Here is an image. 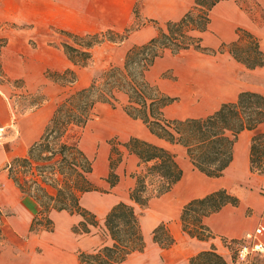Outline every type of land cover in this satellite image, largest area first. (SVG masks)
Instances as JSON below:
<instances>
[{"label":"crops","instance_id":"crops-1","mask_svg":"<svg viewBox=\"0 0 264 264\" xmlns=\"http://www.w3.org/2000/svg\"><path fill=\"white\" fill-rule=\"evenodd\" d=\"M9 1L3 18L21 27L5 36L7 45L1 54L6 82L0 81V127L3 128L0 207L4 212L0 259H5L6 264H81L82 251L94 252L112 243L105 217L113 205L123 201L132 204L139 215L145 247L131 252L117 264H189L192 256L212 247L233 264L231 242L240 246L247 243L246 234L264 224V190L259 189L264 184V173L252 171L250 161L252 138L264 132V124L238 134L231 163L222 175L212 177L193 166L186 147L158 138L141 119L130 116L124 109L129 100L127 94H117L115 107L106 102L96 103L94 114L82 127L79 137L81 149L93 162L90 180L94 189L80 196L81 206L98 220L96 226H89V232L74 230L83 220L81 214L55 208L48 213L53 221L52 229L42 226L32 229L34 218L41 217V204L34 190L23 191L10 171L15 159L29 156L31 147L40 141L66 97L88 87L103 71L123 66L129 49L149 42L158 35L159 27L166 28L167 22L183 18L194 8L196 0ZM33 5L34 17L31 16ZM136 6L138 18L134 13ZM209 18L204 31H191L201 38L204 50L190 47L173 53L166 48L146 72V79L159 93L175 98L163 108L167 119L205 117L223 103L236 102L242 91L264 95V65L248 67L229 50L233 43L251 44L245 33L248 32L256 39L258 50L264 53V0H220L211 8ZM138 19L142 21L137 23ZM130 27L133 29L125 40L94 45L86 66L76 65L62 46L64 42L75 44L67 35H62V30L85 35L108 29L121 33ZM53 28L61 34H52ZM33 32L38 33V47L20 49L16 43L18 36L24 41ZM67 69L76 72V81H60L52 75ZM15 93L20 99L11 100L12 96L16 97ZM131 137L171 150L183 169L182 178L172 189L151 199L145 208L130 198L136 182L133 174L143 166L138 164L139 157L124 145ZM115 139L117 142L112 143ZM112 144L118 145L121 151L116 167L119 181L114 186L108 181ZM15 171L21 172L20 165ZM18 173L14 172L21 182L31 178L28 173ZM46 188L55 193L52 186L46 185ZM220 188L236 196L239 204L225 205L204 218L212 237L191 236L182 227L183 206ZM162 223L174 237V243L168 248L153 240L154 229ZM261 239L264 241V233Z\"/></svg>","mask_w":264,"mask_h":264},{"label":"trees","instance_id":"trees-1","mask_svg":"<svg viewBox=\"0 0 264 264\" xmlns=\"http://www.w3.org/2000/svg\"><path fill=\"white\" fill-rule=\"evenodd\" d=\"M218 1L220 0H196L194 8L183 18L167 22L166 28L159 27L158 35L149 42L129 49L123 66H113L103 71L88 87L75 91L60 103L42 138L31 147L29 156L15 159L10 167L14 180L23 191L30 192L32 187L37 190L34 195L42 207L41 217L34 218L32 229L38 230L39 226L52 229L53 221L48 213L53 208L66 209L83 216L80 224L74 227L76 232H89L90 225L98 224L96 216L80 204L81 194L94 189L90 180L93 162L81 149L79 139L72 143L62 139L71 125H86L94 114L96 103L106 102L115 107L119 92L129 97L124 109L130 116L141 119L158 138L186 147L193 166L212 177L222 175L231 163L238 134L264 124V95L252 91H242L236 102L223 103L219 109L205 117L167 119L163 108L175 98L159 93L145 77L155 59L166 48L173 53L190 47L204 50L201 38L192 35L191 31L206 29L210 19L209 12ZM134 13L139 17L137 6ZM132 29L133 27L126 28L121 33L108 29L85 35L62 30L78 45L64 42L62 46L76 65L86 66L92 57L91 48L94 45L105 41L121 42ZM245 33L251 39V44L233 43L229 47L230 52L248 67L264 65V53L258 50L256 39L248 32ZM6 45L7 38L0 36L1 72V54ZM52 75L60 81L74 82L77 79V74L72 69L54 72ZM112 145L108 181L114 186L119 181L116 167L121 160V151L116 145ZM124 145L130 153L139 157L138 164L143 165L140 171L133 174L136 182L130 190V198L142 208L147 207L151 199L170 191L182 178L183 169L171 150L139 137H131ZM116 153L119 155L118 159L113 157ZM250 161L252 171L264 173V132L252 138ZM17 165L25 167L28 170L25 172L29 173L34 167L33 172L38 171V179L27 178L21 182L14 174L17 173ZM56 173L60 178L54 177ZM46 185L52 186L55 193H50ZM228 204L236 206L239 199L225 188L190 200L181 211L183 230L199 239H209L213 234L204 218ZM3 216L4 212L0 207V240L3 234ZM105 226L112 243L94 252L82 251L79 254L81 264H117L131 252L144 249L145 240L139 215L132 204L120 201L113 205L106 214ZM153 240L163 248L174 243V237L164 223L154 229ZM189 264L229 263L212 247L192 256Z\"/></svg>","mask_w":264,"mask_h":264},{"label":"rangeland","instance_id":"rangeland-1","mask_svg":"<svg viewBox=\"0 0 264 264\" xmlns=\"http://www.w3.org/2000/svg\"><path fill=\"white\" fill-rule=\"evenodd\" d=\"M9 3L10 1L9 0H0V36H6L8 33L10 34L13 29H20V25L18 23H16L15 21L13 20H7V19H4V9L6 8H9ZM14 7L15 5L11 7L12 10H14ZM31 10H32V13H31V16L34 17V11H35V7L34 5L31 7ZM139 10V9H138ZM138 18V17H137ZM142 20L141 19H138L136 22L137 23H140ZM136 25V24H134ZM23 27H27V26H23ZM51 33L52 34H55V33H59V30L58 29H55L53 28V30H51ZM63 35V33H62ZM17 43V46L21 49V48H37L38 47V33L37 32H33V34H31L26 40H22V36H18V41L16 42ZM8 65V64H7ZM0 81H5V77H4V73L0 71ZM6 82V81H5ZM17 85V83L14 84V86ZM16 87V86H15ZM14 95H16V97H11L10 99L12 100V98H15V99H20L18 98V93H15ZM9 97V95H7ZM118 104V102H117ZM107 115V114H106ZM110 118V117H108ZM113 118V117H112ZM81 132H82V127L81 126H77V125H71L68 132L65 134V136L63 137V141H67L68 143H72V142H76L80 135H81ZM0 141H2V137H0ZM114 142H117V140L115 139ZM118 147V145H117ZM113 157L115 159H118L119 155L116 153L113 155ZM50 162V161H48ZM34 168V167H33ZM32 170H29L31 172H33V169ZM20 170L21 172L19 173H28V175H30L29 172H25V171H28L25 167H22L20 166ZM18 173V171H17ZM18 173V175H20ZM50 175V174H48ZM37 178L38 179V171H34L33 172V175H31V178ZM54 177L56 178H60V175L56 173V175H54ZM50 182V181H49ZM50 184V183H49ZM32 189L34 190V192H36V188L35 187H32ZM260 189V192H263L264 190V184L259 188ZM4 217V216H3ZM3 220V218H2ZM3 225H4V222H3ZM2 230H3V227H2ZM4 234V232H3ZM2 234V236H3ZM2 239V238H1ZM1 241V240H0ZM226 243V242H225ZM227 245V244H225ZM231 245L233 246L230 250H231V259L233 261V264H264V259L261 258V256H259L258 254L256 253H251L246 260L242 261V260H239L238 259V248H239V244L235 243L233 244V242H231ZM231 245H228L231 247ZM0 264H6V260L5 259H0Z\"/></svg>","mask_w":264,"mask_h":264},{"label":"built area","instance_id":"built-area-1","mask_svg":"<svg viewBox=\"0 0 264 264\" xmlns=\"http://www.w3.org/2000/svg\"><path fill=\"white\" fill-rule=\"evenodd\" d=\"M3 128H0V136L2 135ZM264 233V224L258 225L255 230L248 232L245 236L247 243L241 244L237 250L239 260H246L251 253H256L264 259V241L261 235Z\"/></svg>","mask_w":264,"mask_h":264},{"label":"bare ground","instance_id":"bare-ground-1","mask_svg":"<svg viewBox=\"0 0 264 264\" xmlns=\"http://www.w3.org/2000/svg\"><path fill=\"white\" fill-rule=\"evenodd\" d=\"M1 128V127H0Z\"/></svg>","mask_w":264,"mask_h":264}]
</instances>
